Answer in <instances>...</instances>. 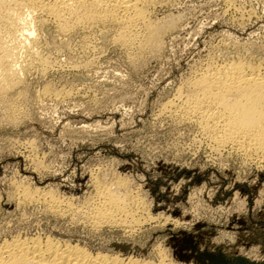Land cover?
Listing matches in <instances>:
<instances>
[{"label":"rangeland","instance_id":"rangeland-1","mask_svg":"<svg viewBox=\"0 0 264 264\" xmlns=\"http://www.w3.org/2000/svg\"><path fill=\"white\" fill-rule=\"evenodd\" d=\"M146 1L147 20L164 29L160 49L121 44L115 22L62 32L41 13L26 50L13 44L18 73L0 75V242L39 237L151 263L264 264L263 162L217 150L171 106L208 66L264 63V0ZM102 191L137 222L97 221Z\"/></svg>","mask_w":264,"mask_h":264},{"label":"bare ground","instance_id":"bare-ground-1","mask_svg":"<svg viewBox=\"0 0 264 264\" xmlns=\"http://www.w3.org/2000/svg\"><path fill=\"white\" fill-rule=\"evenodd\" d=\"M145 1L0 0V75L4 76V78L7 77L8 81L9 76L15 75L18 71V60H15V56L21 52H16V48L14 47L16 43L22 48H25L26 44H30L28 38L32 33L29 26H31L32 22L31 16L36 13L45 14L49 18H52L56 22L55 24L58 25V30L62 32H65L74 25L99 24L108 21L115 22L119 25V30H121L118 31L120 33V35L118 34V42H121V44L131 46L137 40V44L139 45L137 48L160 49L158 46L161 43V35L164 36L162 34L164 29L162 30L161 25L147 20V1ZM152 5L154 4L152 3ZM171 30L174 31L173 29ZM31 42L33 43V41ZM13 44H15L14 47ZM258 63L253 64L238 61L227 62L220 66H215V64L213 65L215 67L212 66L211 68L208 66V69L204 72L198 73L199 75L197 79L195 78L196 80H192L193 84L191 86L193 92L191 93V90L189 92L191 94L189 95L176 96L178 97L177 103L179 104L174 105L172 103L171 106L173 110L176 108V113H178L177 115L182 120L196 123L198 125L197 128L200 127L199 129L202 130L200 132L208 136L217 150L228 148L245 158L252 157L264 164V63ZM42 64H46L45 61ZM42 70L44 71V69ZM4 78L0 80L6 81ZM10 79L12 80V78ZM96 189L99 188L97 187ZM105 191H102L100 196L98 195L100 192L97 194L99 202L94 207L93 212L96 220L106 224L110 223V225L115 224V227L116 225L129 227L128 224L136 223L137 221H134V219L130 220V215H128L126 207L122 203L123 200L120 201V199L116 198L117 196H113L112 193L110 195V192L105 193ZM22 192L26 198L31 199L30 196L26 195L24 190ZM19 197L22 198V196ZM42 197L45 200V197ZM127 216L130 221L124 218ZM38 238L21 239L18 236L16 239L0 242V264H170L166 263L164 261L166 259L164 258V260L160 259L161 261L159 260L157 263H151L133 258H123L119 255L92 253L79 245L63 244L49 239L40 240Z\"/></svg>","mask_w":264,"mask_h":264},{"label":"water","instance_id":"water-1","mask_svg":"<svg viewBox=\"0 0 264 264\" xmlns=\"http://www.w3.org/2000/svg\"><path fill=\"white\" fill-rule=\"evenodd\" d=\"M211 261L214 260L216 263L218 264H225L224 261L222 259H218V258H214V259H210Z\"/></svg>","mask_w":264,"mask_h":264}]
</instances>
